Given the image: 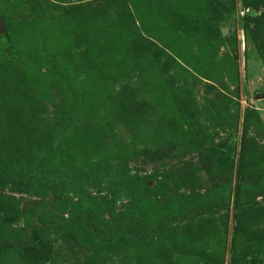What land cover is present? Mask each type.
Instances as JSON below:
<instances>
[{
  "label": "rangeland",
  "instance_id": "374dc122",
  "mask_svg": "<svg viewBox=\"0 0 264 264\" xmlns=\"http://www.w3.org/2000/svg\"><path fill=\"white\" fill-rule=\"evenodd\" d=\"M0 19V264H264V0H0ZM224 185L227 208L141 214Z\"/></svg>",
  "mask_w": 264,
  "mask_h": 264
},
{
  "label": "trees",
  "instance_id": "16d2710c",
  "mask_svg": "<svg viewBox=\"0 0 264 264\" xmlns=\"http://www.w3.org/2000/svg\"><path fill=\"white\" fill-rule=\"evenodd\" d=\"M73 173L77 175H82L83 170H78L75 167H72L71 169ZM262 183L264 182V175L262 176ZM76 188V189H75ZM75 195L77 197V200L74 201V205L76 209L78 210V213H83L84 209L87 214L90 216H94L97 214L98 207L101 206V204L98 202V200L89 194L81 191L77 187L73 188ZM250 190H254V192H259L258 187H253L250 185H244L241 188V191L239 189V192L235 195V203H240L241 201H245L246 198H248V193ZM242 194V195H240ZM231 195L232 191L231 188L228 185L219 186L216 188L208 189V191H205L203 193H200V195L197 196V198L193 199V201H183L174 198L173 196L170 197V200L168 201L169 210L165 215L159 214H153L151 213V209L148 207V200L144 198V200L140 201L139 206L141 209V214L143 215L144 221L151 225L152 223L156 222H168L170 224L174 220H177L180 218V216L189 213L192 210H197L199 208H227L230 206L231 203ZM3 201V199H0ZM139 209V210H140ZM85 212V211H84ZM70 220L67 222V225L70 227L73 226V228L77 229V232L80 233L78 223H75L74 218L76 215L75 211H71L70 213ZM155 215L156 217H151V215ZM124 215V214H123ZM13 232V231H10ZM49 241L46 240V235L44 233H40L37 235L36 238H34L31 242V244H34L35 247H41L42 244L47 243ZM196 256H184L181 258L178 262V264H196L197 261ZM206 262H209L206 260Z\"/></svg>",
  "mask_w": 264,
  "mask_h": 264
},
{
  "label": "water",
  "instance_id": "95a60500",
  "mask_svg": "<svg viewBox=\"0 0 264 264\" xmlns=\"http://www.w3.org/2000/svg\"><path fill=\"white\" fill-rule=\"evenodd\" d=\"M4 32V27H3V21L2 19H0V33ZM255 98H260V97H264V94L262 93H257L254 95Z\"/></svg>",
  "mask_w": 264,
  "mask_h": 264
}]
</instances>
